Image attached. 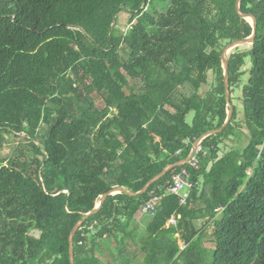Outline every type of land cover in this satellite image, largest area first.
<instances>
[{
  "label": "trees",
  "instance_id": "16d2710c",
  "mask_svg": "<svg viewBox=\"0 0 264 264\" xmlns=\"http://www.w3.org/2000/svg\"><path fill=\"white\" fill-rule=\"evenodd\" d=\"M239 9L256 34L227 55L229 123L185 165L199 184L185 204L157 190L177 166L141 195H108L74 234V264H264V0ZM252 32L236 0H0V148L17 135L32 153L0 160V264H70L69 233L102 194L139 191L220 127L222 50ZM153 189L161 206L138 231Z\"/></svg>",
  "mask_w": 264,
  "mask_h": 264
},
{
  "label": "water",
  "instance_id": "95a60500",
  "mask_svg": "<svg viewBox=\"0 0 264 264\" xmlns=\"http://www.w3.org/2000/svg\"><path fill=\"white\" fill-rule=\"evenodd\" d=\"M239 4H240V0H236V10L242 17H244L247 20H250L252 22L253 32L250 36L229 42L228 44L225 45V47L223 48L222 53H221V62H222L223 70H224V73H223L224 80L223 81H224V88H225V96H226L227 105H228L227 116H226L224 123L216 129H212V130L207 131L206 133H203L199 138H197L193 142V145L190 149V152L188 153V155L186 157L181 158L180 160L165 166L159 173L155 174L151 179H149L139 191L132 192L131 190L126 189L122 186H116L113 189L109 190L108 192L102 194L99 202L94 206V208L91 211L85 213L83 218H81L80 220H78L74 224V226L72 227V229L69 233L68 242H69L70 264H74L73 238H74V234H75L76 230L79 229V227L82 225V223L88 217L95 214L102 207V205H103V203H104V201L108 195L124 192V193L129 194V195L138 196V195L145 193L151 184H153L154 182L159 180L167 172L171 171L173 168H175L177 166H183V165L187 164L188 161L190 160V158L192 157L196 146L198 145V143H200L202 141V139L205 136L220 132L229 123V121L232 117V113H233V104L231 102V96L229 93V74H228V57H227V55H228L229 51L236 46L253 43L254 38H255V34H256V27H257L256 17L252 14L242 13L239 9Z\"/></svg>",
  "mask_w": 264,
  "mask_h": 264
},
{
  "label": "built area",
  "instance_id": "2783aa9c",
  "mask_svg": "<svg viewBox=\"0 0 264 264\" xmlns=\"http://www.w3.org/2000/svg\"><path fill=\"white\" fill-rule=\"evenodd\" d=\"M179 153V151H177ZM206 151L201 146V142L195 148V151L188 161V165L191 169H199V162L201 157L205 156ZM186 165V164H185ZM183 165L179 170L172 173L169 179L165 182L164 185L157 187L156 189L161 190L165 194H174L179 197V203L185 204L186 200L192 190L193 185H198L199 181H193L191 179V174L189 168ZM156 189H153L149 192L147 198L142 202L139 207V212L142 214L153 216L157 213L161 206L162 202V194L158 193ZM224 209L223 205H219L214 209V211L218 214ZM177 217L172 215L168 219L169 224H176ZM92 229V226L89 227H79L82 231L84 229Z\"/></svg>",
  "mask_w": 264,
  "mask_h": 264
},
{
  "label": "rangeland",
  "instance_id": "374dc122",
  "mask_svg": "<svg viewBox=\"0 0 264 264\" xmlns=\"http://www.w3.org/2000/svg\"><path fill=\"white\" fill-rule=\"evenodd\" d=\"M128 17L129 14L125 11H122L118 14L117 16V27H120L122 30H125V28L127 27V22H128ZM232 50V49H231ZM244 80V81H243ZM246 80V76L242 77V83L244 84ZM242 84V85H243ZM242 88V86H241ZM241 88L240 89H236L234 92V95H240L241 93ZM233 104H238L237 99L233 100ZM6 138V141L3 143V146L0 148V160H4L5 162H7L8 160L15 158V157H21V151L24 150V154H28L30 157L32 156V153L29 151V146L27 144V142H25L24 140L21 139V137L17 136V135H8ZM246 139L248 140V137L246 135ZM246 143L241 144L240 147L238 149H243V147L245 146ZM21 150V151H20ZM141 215V214H140ZM142 217H137L136 219H133L131 222V227L138 229L139 226H142L140 224L141 220L144 219V215H141ZM146 220V218H145ZM203 223V220H201L200 222L197 221L196 222V226L200 227ZM211 232H212V227L209 226L207 228V232L205 234V238L203 239V244L206 247H211L213 246V243L211 241ZM35 235L38 234L37 231L33 232ZM127 243L131 246L130 247V252H135L137 251V247H135L133 244H131L130 240L127 241ZM179 245L182 246V243L180 241H178ZM111 244V246H110ZM109 247L112 249V246L115 245V241H110ZM128 245V246H129ZM127 246V247H128ZM127 251H129L128 249H126ZM111 253H115L114 251ZM97 255L99 257H101L102 259H107L110 256V252L108 250L105 249V247L103 245H98L97 246ZM140 260H143V256L141 255V257L139 258Z\"/></svg>",
  "mask_w": 264,
  "mask_h": 264
},
{
  "label": "crops",
  "instance_id": "0c3cea01",
  "mask_svg": "<svg viewBox=\"0 0 264 264\" xmlns=\"http://www.w3.org/2000/svg\"><path fill=\"white\" fill-rule=\"evenodd\" d=\"M225 143H226L227 147L230 148V147L234 144V141L231 140V139H229V140H226ZM228 148H227V149H228ZM140 214H141V215H144V217H143L144 219L141 220L140 224H141L142 226H139V228L137 229L138 231L142 230V229L146 226V223L149 221V217H148V216H150V215L142 214L141 212H139V214L136 215V217H135L134 219H136L137 217H142ZM145 218H146V220H145ZM168 224H169V223H168V221H167V225H168Z\"/></svg>",
  "mask_w": 264,
  "mask_h": 264
}]
</instances>
